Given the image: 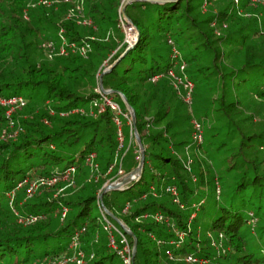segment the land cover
I'll return each instance as SVG.
<instances>
[{
    "label": "trees",
    "instance_id": "16d2710c",
    "mask_svg": "<svg viewBox=\"0 0 264 264\" xmlns=\"http://www.w3.org/2000/svg\"><path fill=\"white\" fill-rule=\"evenodd\" d=\"M33 1L0 0V97L26 100L13 113L18 131L10 138L1 137L6 107L0 104V264H38L71 253L74 234L83 226L80 248L93 254L85 264H125L109 246L98 199L105 183L137 167L141 151L126 120L120 145L112 110L94 114L91 108L98 97L96 74L114 62L108 72L100 70L102 86L123 110L121 95L133 108L144 161L138 178L106 191L100 200L130 247L135 239L132 264H261L263 2L133 1L125 13L139 37L130 43L121 27L127 24L120 11L125 0H78L80 10L69 18L77 0L31 8ZM61 29L66 41L90 44L87 57L68 51L41 58L39 43L60 44ZM175 60L185 64L193 82L190 104L171 86L167 73ZM194 101L211 122L200 143L193 139L192 120L201 123L187 106ZM192 143H215V150L229 154L223 158V170L233 178L229 201L221 199L209 224L199 190L214 180L216 200L225 195L213 163L204 169L178 154ZM53 176L59 181L24 198L29 182ZM19 183L27 185L20 190ZM62 208L67 209L63 218ZM29 215L36 219L19 221ZM113 234L121 248L120 235Z\"/></svg>",
    "mask_w": 264,
    "mask_h": 264
},
{
    "label": "built area",
    "instance_id": "2783aa9c",
    "mask_svg": "<svg viewBox=\"0 0 264 264\" xmlns=\"http://www.w3.org/2000/svg\"><path fill=\"white\" fill-rule=\"evenodd\" d=\"M56 2V0L50 1V3ZM44 4H48L49 2L47 0H44ZM77 3H74V7L69 8L66 18H69L76 13H74V10H80V5L78 3V0L75 1ZM79 13V12H77ZM24 17L27 18L26 13H24ZM82 23H89V21L81 20ZM123 25V24H122ZM128 27V25H127ZM62 29L60 30L59 34L61 37V43L56 44L53 41L44 40L41 44V47L44 49V52L46 53V56L49 58H52L56 55H65L68 51L74 52L77 54H80L81 56L85 57L87 55V52L90 50V44L87 42H84L83 44H79L78 42H68L66 41L62 36ZM169 43L172 45V48H175L173 46V43L171 40H169ZM174 50V49H173ZM172 50V52L175 54V52ZM176 55V54H175ZM176 66V65H175ZM108 67L107 64H103V67H101L97 73V80H100V70L106 69ZM185 64L182 63L178 65V70H174V68H170L168 70V76L173 82V87L175 88L177 94L180 95V98L187 104H190L191 98H192V91L194 88L193 82L188 78L187 74L184 72ZM96 92L98 93V97L94 99L91 102V108L94 110L95 113H101L105 110L106 107H109L110 110L113 112V121L117 127L118 130V139L120 141V145L122 142V135H121V127H122V118H124L128 124L130 125V133H134L132 120L129 111L126 109L123 110L117 102H114L112 98L110 97L109 93L110 91L107 89H104L103 86L100 85L97 86ZM0 104L6 107L5 109V118H6V127L1 132L2 138H10L14 137L17 133L15 121L13 119V113L17 109H21L26 105V100L22 96H11L8 98L0 97ZM193 126H194V133H193V139L200 143L203 140L202 137V130L200 124L196 120H192ZM13 130V131H11ZM74 169L71 167L66 174L62 177L63 179H66L67 176L72 173ZM120 172V171H119ZM58 180L57 176H53L50 178H39L34 182H29L27 186V192L29 194L36 192L37 189L40 187H48L52 184H55V182ZM22 185L21 183L18 184V186ZM106 185V183H105ZM166 191L176 195V191L174 187H167ZM100 196L98 199L99 208H100V222L102 224L103 229L108 233V243L109 246L114 249L118 255H120L124 261L125 264H132L131 263V250L132 247L128 244L126 238L116 229V227L113 225V223L109 220L107 217V212L102 207V203L100 200ZM67 212L66 208L61 209V218L65 216ZM17 214V213H16ZM156 218L160 220L162 218L161 215H156ZM36 219V216L29 215L26 218L19 217V221L24 222H33ZM252 221H254L252 219ZM85 231V227H81L79 230H77L74 234V237L72 239L70 250L71 253L54 257V258H45L42 261L38 262V264H68V263H74V264H85L86 260L91 259L93 257V254H87L80 248V234H82ZM113 231L118 232L120 235L119 243L122 244V247L119 248L115 237L113 234ZM187 261H193L191 257L186 258ZM264 264V261L261 263Z\"/></svg>",
    "mask_w": 264,
    "mask_h": 264
},
{
    "label": "rangeland",
    "instance_id": "374dc122",
    "mask_svg": "<svg viewBox=\"0 0 264 264\" xmlns=\"http://www.w3.org/2000/svg\"><path fill=\"white\" fill-rule=\"evenodd\" d=\"M47 1L49 2L48 4H44L45 3L44 0L33 1V2L29 3V6L31 8H36L39 5L49 6L51 4L50 1L52 2V0H47ZM58 2H59V0H56V3H58ZM261 2H263L262 5L264 6V0H261ZM74 3H77V2H74ZM127 25H128V27H127ZM121 27H122L123 31L125 32V34L127 35L128 41L130 43H132L135 40V38H136V30H135V28H133V25H131V24H123L122 25L121 24ZM58 33H59V31L57 32V34ZM43 41L44 40H42L39 43L40 44L39 45L40 46V51H42V53H43L42 54L43 56L41 58L51 59V58L46 56V53L44 52V49L41 47V44H42ZM172 50L176 54V55L175 54H172V55L175 56V57L177 56V60H179L180 56L178 55L179 53H178L177 49L176 48H172ZM85 57H87V55ZM177 60L174 61L176 63V66L174 67V70H178L179 62H177ZM170 81H171V86L173 87V82H172L171 79H170ZM99 83H100V80L99 81L97 80V74H96V86L94 88L95 91H96L97 86H99ZM177 96L180 98L179 94H177ZM245 99H246V101H249L248 95H246ZM187 106L189 107L190 110H191V107H192V110H193L194 115H195L194 117L197 120L200 121L202 135H203V138H204V135L205 136L207 135V128L209 127L211 122H209V120H207L205 117L202 118V114L199 111L198 104H197L196 101H194V103H192L191 106H189V105H187ZM122 121L124 122L125 119L122 118ZM216 139H218V138L216 137ZM215 147H216L215 143L212 144V145L204 143L201 147H197L196 144L192 143L187 149H178V154L181 155V157L184 159V161H186V162L190 161L191 165H196V163H201V165H202V167L204 169H208V167H207L208 163H210V162L213 163L214 169L216 170L217 175L219 176V181H218L217 184H218V186L222 187L223 193L225 195L224 197L223 196L221 197V195H220L219 200L218 201L216 200V195L214 193V185H215V181L214 180H211L207 185H205L203 188H201L199 190V198H202L204 200V211L207 214L206 218H207L208 224L211 222L212 218L215 217V215H214L215 213L214 212H215L216 206L219 203H221V199L223 200V198H225V201H229L230 192H231V189H232V186H233V178L231 176H227L225 174L224 170H223V167H224L223 158L226 157L229 154H228V152H224L222 150L221 151H217V150H215ZM37 179H39V178L33 179L32 182L36 181ZM57 181H59V180H57ZM111 182L109 181L106 184L111 183ZM30 183H28V184H30ZM25 185H27V183H23L21 186H19V189L21 190L22 188L25 187ZM27 186L25 187V195H24L25 199L31 198L35 194V192L29 194L30 192L29 193L27 192ZM105 186L106 185H104L103 187L105 188ZM43 187H45V186H43ZM104 188H103V190H104ZM103 190H102V192H103ZM60 192H62L61 188L56 190L53 196L57 197L58 194H60ZM236 203L238 204L239 202H235V204ZM16 213H17V211L15 212V214ZM20 222H22V221H20ZM250 231H251V233H253V235L257 234L256 230H250ZM80 247H81V242H80ZM261 247L264 248V242H261L259 244V247L257 248V253L259 255L261 254V252H260L261 251L260 250Z\"/></svg>",
    "mask_w": 264,
    "mask_h": 264
},
{
    "label": "water",
    "instance_id": "95a60500",
    "mask_svg": "<svg viewBox=\"0 0 264 264\" xmlns=\"http://www.w3.org/2000/svg\"><path fill=\"white\" fill-rule=\"evenodd\" d=\"M133 1L166 2V1H173V0H125L123 5L120 8L121 16L123 17V19H125L127 24H131V25H133V24L131 23V21L127 17V15L125 13V8H126L128 3L133 2ZM133 28H135V30H136V41H137V39L139 37V31H138V29L135 26H133ZM114 63L109 65L106 69H104L102 74L108 72L111 69V67L114 65ZM100 85L102 86L101 77H100ZM121 98H122V101L125 104L126 109L130 113L133 129H134V134H135V137L137 139V142H138V145H139V149L141 151V157H140L139 164L137 165V167L133 171H131L128 174L123 175L122 177L118 178L115 181H112L111 183L106 184L102 194L105 193L106 191H109V190H112V189H119L122 186H124L126 183L130 182L131 180H133L135 178H138L140 173H141L142 166H143V161H144L143 147L141 145L140 139H139V137L137 135V132H136V129H135V113H134V110L129 105V103L127 102V99L125 98V96L121 95ZM102 194H101L100 198L102 197ZM105 211L107 212V210H105ZM125 230H126L127 233L132 234L130 230H128V229H125ZM135 243L136 242H135V239H134V243H133L132 250H131V263H133L134 255H135V251H136V244Z\"/></svg>",
    "mask_w": 264,
    "mask_h": 264
}]
</instances>
